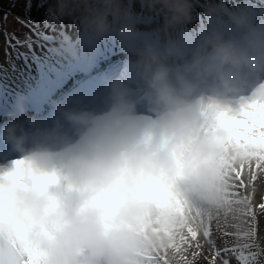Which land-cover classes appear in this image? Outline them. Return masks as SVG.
I'll list each match as a JSON object with an SVG mask.
<instances>
[{"label": "clouds", "instance_id": "9594fccd", "mask_svg": "<svg viewBox=\"0 0 264 264\" xmlns=\"http://www.w3.org/2000/svg\"><path fill=\"white\" fill-rule=\"evenodd\" d=\"M197 9L210 22L189 47L177 33ZM44 16L78 25L80 48L61 45L73 57L115 36L155 124L140 119L119 81L109 85L107 111L69 97L42 129L18 103L0 126L21 153L0 175L5 259L29 264L26 232L42 264H152L154 256L191 264L181 248L188 228L199 230L201 220L227 225L242 213L232 170L259 163L264 178L261 150L227 142L220 121L221 113L244 118L250 103L236 99L241 84L264 69V0H50ZM256 91L264 97V85ZM45 177L54 180L41 187Z\"/></svg>", "mask_w": 264, "mask_h": 264}, {"label": "rangeland", "instance_id": "374dc122", "mask_svg": "<svg viewBox=\"0 0 264 264\" xmlns=\"http://www.w3.org/2000/svg\"><path fill=\"white\" fill-rule=\"evenodd\" d=\"M49 2L50 0H0V111L14 114L18 103L22 102L27 115L33 117L35 128L42 129L51 126L58 115L55 110L57 104L65 105L69 97L84 103L86 99L78 94L85 92L82 87L87 83L89 86L98 82L109 88L112 81H119L127 87L130 98H140L136 91V79L128 67L129 58L118 39L109 36L100 40L96 48L87 55L73 57L66 54L61 50V45L74 49L81 46L78 25L69 19L59 24H50L44 16ZM209 22L210 18L197 9L192 23L187 28L178 30L177 34L191 47L195 37L204 31ZM262 85L264 69L247 74L237 101H264V97L258 96L256 91ZM43 92L50 98H43ZM33 102H38L44 108L40 115L29 110V105ZM108 103L110 101L104 100L94 105L93 111H107ZM140 112L137 106L140 119L155 124L154 115ZM5 123L0 119V126ZM1 141H4L2 137ZM3 147L0 144V175L11 171L13 162L21 158L14 154L6 160L2 159ZM241 180L243 187H233V192L236 193L237 200L248 197L251 210L256 215L255 228L253 229L251 216L247 214L248 208L243 204L240 216L229 224L211 220L208 238L203 236V229H199L197 241L181 245L183 258L191 261V264H209L213 259L211 254L214 248L221 252L215 264H222L224 258H228L230 264H239L236 254L225 253L223 249L244 243L252 244L245 252H259V264H264V254L260 252V248L264 246V212L259 210V205L264 203V178L259 175V169L253 166L241 170ZM234 184L239 185L240 181H235ZM248 229L254 231L252 237L243 235ZM225 232L229 235L225 236Z\"/></svg>", "mask_w": 264, "mask_h": 264}, {"label": "snow or ice", "instance_id": "6c2138e0", "mask_svg": "<svg viewBox=\"0 0 264 264\" xmlns=\"http://www.w3.org/2000/svg\"><path fill=\"white\" fill-rule=\"evenodd\" d=\"M243 119L239 120H229L225 117L223 113L220 114L221 125L228 130V135L226 137V141L229 143H234L240 145L243 143L244 145H253L258 147L261 152L259 155V162H264V101H253L248 104L246 109H242ZM19 165V161L16 162ZM259 163H257L256 168H259ZM241 168L239 171L236 169L232 170V179L234 181H240L239 185L233 184L232 187H243V180H241ZM11 175V174H10ZM253 178L254 174H253ZM54 180V177H45L38 179L36 182L43 187L47 182ZM234 196L236 193H232ZM240 203L245 204L248 208V215L251 216L253 229L255 228L256 215L252 212L251 207L249 205L248 197H245L239 200ZM259 210L264 212V203L259 205ZM210 221L207 222L201 220V228L203 229V236L208 238L210 236ZM4 220L0 217V226H2ZM188 235L183 237L181 240V245L189 244L191 242L197 241L198 229L194 227L188 228ZM22 239L24 240V247L26 250V254L29 257V264H42V260L40 258L39 252L32 247L30 242V236L25 233H20ZM225 236L229 235V233L225 232ZM247 237V234H243ZM254 235V231H253ZM197 246H199L197 244ZM252 247L250 243H244L243 245H236L231 248H224L223 252L228 253L231 252L236 254V259L239 261V264H259V252H245V249H249ZM195 255V254H194ZM213 259L209 261V264H215L216 258L221 256V252L215 250L212 251ZM152 264H164V258L160 256H154L150 258ZM0 264H20L19 261H13L11 258L5 259V250L2 246H0ZM222 264H230L228 258H224L222 260Z\"/></svg>", "mask_w": 264, "mask_h": 264}, {"label": "trees", "instance_id": "16d2710c", "mask_svg": "<svg viewBox=\"0 0 264 264\" xmlns=\"http://www.w3.org/2000/svg\"><path fill=\"white\" fill-rule=\"evenodd\" d=\"M100 84H101V83H100ZM100 84H99L98 82H96V84H94V85H89V86H88V83H87V84H85L82 88H83L84 91H85V90H87L88 88H92V87H95V86L99 87V86H101ZM22 100H23V99H22ZM83 104H84V106L87 107L88 109L92 108V107L90 106L89 101H87V100H84V103H83ZM25 107H26V105H25ZM37 108L39 109V112H37ZM30 109L33 110V111H35L34 114L40 115V113L42 112V110H43L44 108H43L42 106H40L38 102H33V103H30V105H29V110H30ZM10 118H11V117H10V114L0 111V119L4 120V122L9 121Z\"/></svg>", "mask_w": 264, "mask_h": 264}, {"label": "bare ground", "instance_id": "6f19581e", "mask_svg": "<svg viewBox=\"0 0 264 264\" xmlns=\"http://www.w3.org/2000/svg\"><path fill=\"white\" fill-rule=\"evenodd\" d=\"M5 110V109H4ZM141 111V110H140ZM7 113H8V111H7ZM140 113H142V112H140ZM74 137V136H73ZM25 146L26 147H28L26 144H25ZM5 149V146L2 148V150H4Z\"/></svg>", "mask_w": 264, "mask_h": 264}, {"label": "water", "instance_id": "95a60500", "mask_svg": "<svg viewBox=\"0 0 264 264\" xmlns=\"http://www.w3.org/2000/svg\"><path fill=\"white\" fill-rule=\"evenodd\" d=\"M18 156H21V153L17 151Z\"/></svg>", "mask_w": 264, "mask_h": 264}]
</instances>
